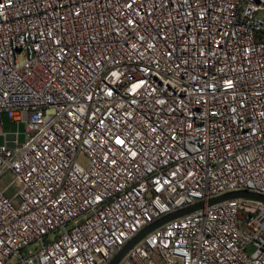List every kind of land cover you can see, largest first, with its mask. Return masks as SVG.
<instances>
[{"label": "built area", "instance_id": "built-area-1", "mask_svg": "<svg viewBox=\"0 0 264 264\" xmlns=\"http://www.w3.org/2000/svg\"><path fill=\"white\" fill-rule=\"evenodd\" d=\"M0 136V264H264V0H0Z\"/></svg>", "mask_w": 264, "mask_h": 264}, {"label": "water", "instance_id": "water-1", "mask_svg": "<svg viewBox=\"0 0 264 264\" xmlns=\"http://www.w3.org/2000/svg\"><path fill=\"white\" fill-rule=\"evenodd\" d=\"M238 197H246V198H254V199H258L261 201H264V197L259 196L257 194H253L250 192H239V193H231L228 195H225L223 197H220L218 199L212 200L210 202V205L218 203V202H222L224 200L227 199H234V198H238ZM203 207L202 204L197 205L195 207L192 208H188V209H184L179 211L176 214H172L169 216H166L162 219H160L159 221L155 222L154 224L150 225L149 227H147L145 230H143L141 233H139L132 241H130L122 250V252L120 254H118V256L111 262V264H118L120 262V260L122 259V257L134 246L136 245L140 240H142L147 234L151 233L153 230L157 229L158 227H161L162 225H164L167 222H170L174 219H177L181 216L187 215L191 212L197 211L199 209H201Z\"/></svg>", "mask_w": 264, "mask_h": 264}, {"label": "rangeland", "instance_id": "rangeland-1", "mask_svg": "<svg viewBox=\"0 0 264 264\" xmlns=\"http://www.w3.org/2000/svg\"><path fill=\"white\" fill-rule=\"evenodd\" d=\"M2 133L3 135H11V134H17L18 140L21 145L26 143L27 137H26V123L24 122H12L9 115L7 113L2 114ZM5 142L4 136H0V146H2ZM80 162L83 165L87 164V159L84 156H80ZM12 181V177L7 174L0 180V187L4 188L7 185H9ZM15 192V188H12L9 191V195ZM254 251L253 246H250L248 248L249 254H251Z\"/></svg>", "mask_w": 264, "mask_h": 264}, {"label": "snow or ice", "instance_id": "snow-or-ice-1", "mask_svg": "<svg viewBox=\"0 0 264 264\" xmlns=\"http://www.w3.org/2000/svg\"><path fill=\"white\" fill-rule=\"evenodd\" d=\"M119 142V141H118Z\"/></svg>", "mask_w": 264, "mask_h": 264}]
</instances>
